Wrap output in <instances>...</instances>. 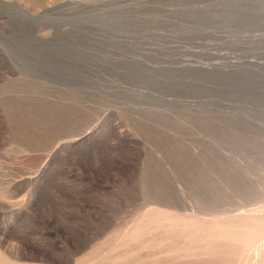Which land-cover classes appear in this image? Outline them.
I'll use <instances>...</instances> for the list:
<instances>
[{
    "label": "rangeland",
    "instance_id": "1",
    "mask_svg": "<svg viewBox=\"0 0 264 264\" xmlns=\"http://www.w3.org/2000/svg\"><path fill=\"white\" fill-rule=\"evenodd\" d=\"M82 2L0 16V254L242 264L120 240L156 204L264 208V0Z\"/></svg>",
    "mask_w": 264,
    "mask_h": 264
},
{
    "label": "bare ground",
    "instance_id": "2",
    "mask_svg": "<svg viewBox=\"0 0 264 264\" xmlns=\"http://www.w3.org/2000/svg\"><path fill=\"white\" fill-rule=\"evenodd\" d=\"M29 2L31 3L28 4ZM82 4V0H0V16L7 15L15 9L23 15L36 17L42 13L39 10L41 7L46 11L57 7V5L76 9L81 8ZM261 209L259 207L256 210L231 215H207L191 211V209V214H186L177 208L156 204L155 207L144 213L125 236L123 235L124 238L120 242L121 245L127 244L155 232H159V235L161 233L168 234V237L157 239L159 242H163L169 240L173 234L179 236L180 242L176 250L182 256L194 254L228 256L239 251L243 254L241 256L242 264H249L254 260L259 249L264 253V208ZM153 241L144 240L139 245V249L147 251L159 246V242L153 243ZM0 263L8 264L7 258L3 254H0ZM98 264L117 263L107 261Z\"/></svg>",
    "mask_w": 264,
    "mask_h": 264
}]
</instances>
